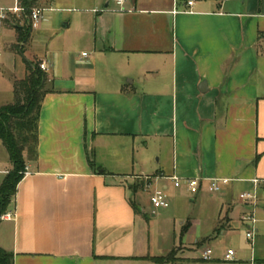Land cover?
Listing matches in <instances>:
<instances>
[{
	"label": "crops",
	"instance_id": "obj_1",
	"mask_svg": "<svg viewBox=\"0 0 264 264\" xmlns=\"http://www.w3.org/2000/svg\"><path fill=\"white\" fill-rule=\"evenodd\" d=\"M187 1L41 0L26 41L29 14L0 27V106L25 60L48 65L36 158L0 219L14 264H264L256 235L249 261L223 258L264 193V0Z\"/></svg>",
	"mask_w": 264,
	"mask_h": 264
},
{
	"label": "trees",
	"instance_id": "obj_2",
	"mask_svg": "<svg viewBox=\"0 0 264 264\" xmlns=\"http://www.w3.org/2000/svg\"><path fill=\"white\" fill-rule=\"evenodd\" d=\"M41 0H19L29 14L32 7ZM30 25L20 31L19 38L26 41ZM27 73L21 79L13 80V101L0 106V141L5 147L11 169L0 183V216L14 201L16 188L23 177L26 159L33 160L37 154L38 118L47 88V73L38 67V62L25 60ZM24 153L26 156H24ZM13 253L0 247V264H14ZM169 256L157 258V262L168 261Z\"/></svg>",
	"mask_w": 264,
	"mask_h": 264
},
{
	"label": "built area",
	"instance_id": "obj_3",
	"mask_svg": "<svg viewBox=\"0 0 264 264\" xmlns=\"http://www.w3.org/2000/svg\"><path fill=\"white\" fill-rule=\"evenodd\" d=\"M114 1L117 5L121 6L126 0H114ZM192 4H193L192 0L187 1V5H192ZM25 10L26 9L19 3V0H16L15 5L10 8H3L0 6V27L3 25L5 21L10 20L12 16L14 15L16 16V14L20 12H24ZM43 12H44V8L38 7V6L32 7L29 10V25L31 29H36L39 26L40 21L43 16ZM82 55L85 56L86 53L83 52ZM38 67L44 72L48 71V65L46 62L42 61L38 63ZM22 173L23 175L28 174V169L26 166ZM173 179H174L175 186H178L181 183L179 179L177 178H173ZM185 182L188 185L192 193L198 192L199 184H200L199 178H196V177L189 178V179H186ZM225 183H227V179H222V178L212 179L210 184L208 185V191L210 193L218 192L221 189V184H225ZM238 199L241 200L242 202L252 205L253 207H256L257 201H258L256 191L241 192L238 195ZM150 203L152 207L155 209L165 208L169 204L166 194L159 190H155L150 195ZM13 216L14 214L12 211H6L0 216V219H10ZM241 221L246 226V234H245L246 238L251 242L252 245H254V240H255V235H256V228H255L256 219L254 217V213L251 212L249 214H244L241 217ZM234 255H235V251L229 248L225 251L223 258L225 261H232L234 260ZM202 258L204 260H208L210 258L209 248H207L206 250L202 252Z\"/></svg>",
	"mask_w": 264,
	"mask_h": 264
},
{
	"label": "rangeland",
	"instance_id": "obj_4",
	"mask_svg": "<svg viewBox=\"0 0 264 264\" xmlns=\"http://www.w3.org/2000/svg\"><path fill=\"white\" fill-rule=\"evenodd\" d=\"M1 7L10 8L9 6H4V5H2ZM0 91H1L0 101H3L2 99H7V101H10L12 99L11 86L10 89L8 90V86L2 83L1 79H0ZM9 165L10 163H9L8 153L0 141V170L8 168ZM2 177L3 176L0 174V181ZM258 197H259L258 206L256 207L254 212V217L256 219L255 227L257 228L256 240H258L261 244H264V193L258 194ZM186 206L188 208H192L193 204L189 202V200H187ZM202 210L205 211V208L203 207ZM236 230L237 231L234 234H230L231 242H232L230 248L235 251L234 259L240 257L249 261V259L252 256L253 247L251 242L246 238L245 235L246 229L245 227L239 224ZM190 237L192 238V236ZM219 238H220L219 236L213 237L209 243L208 247L212 252L211 255L220 254L227 247L225 239L219 241Z\"/></svg>",
	"mask_w": 264,
	"mask_h": 264
},
{
	"label": "water",
	"instance_id": "obj_5",
	"mask_svg": "<svg viewBox=\"0 0 264 264\" xmlns=\"http://www.w3.org/2000/svg\"><path fill=\"white\" fill-rule=\"evenodd\" d=\"M202 84H205V82H202Z\"/></svg>",
	"mask_w": 264,
	"mask_h": 264
}]
</instances>
